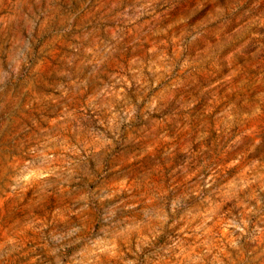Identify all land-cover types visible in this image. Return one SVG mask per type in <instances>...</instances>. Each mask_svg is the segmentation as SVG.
Instances as JSON below:
<instances>
[{
    "label": "rangeland",
    "instance_id": "obj_1",
    "mask_svg": "<svg viewBox=\"0 0 264 264\" xmlns=\"http://www.w3.org/2000/svg\"><path fill=\"white\" fill-rule=\"evenodd\" d=\"M0 264H264V0H0Z\"/></svg>",
    "mask_w": 264,
    "mask_h": 264
}]
</instances>
